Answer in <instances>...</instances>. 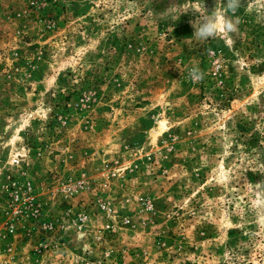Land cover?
I'll list each match as a JSON object with an SVG mask.
<instances>
[{"label": "rangeland", "instance_id": "obj_1", "mask_svg": "<svg viewBox=\"0 0 264 264\" xmlns=\"http://www.w3.org/2000/svg\"><path fill=\"white\" fill-rule=\"evenodd\" d=\"M225 5L0 0V264H264V0L196 39Z\"/></svg>", "mask_w": 264, "mask_h": 264}, {"label": "clouds", "instance_id": "obj_2", "mask_svg": "<svg viewBox=\"0 0 264 264\" xmlns=\"http://www.w3.org/2000/svg\"><path fill=\"white\" fill-rule=\"evenodd\" d=\"M243 0H226L223 9L216 7L205 14L201 15L199 21H191L195 31L194 36L201 41H207L215 38L219 33H233L238 29L240 17L236 15L242 6ZM231 13V15H228ZM206 73L199 67L193 65L189 70V78L193 82H201Z\"/></svg>", "mask_w": 264, "mask_h": 264}, {"label": "built area", "instance_id": "obj_3", "mask_svg": "<svg viewBox=\"0 0 264 264\" xmlns=\"http://www.w3.org/2000/svg\"><path fill=\"white\" fill-rule=\"evenodd\" d=\"M13 163L15 164V165H18V163H19V160L17 159V158H14L13 159ZM13 186H15V184L13 183ZM20 195L19 194H17V193H14L13 194V198L11 199V200H13V202H17V201H19L20 200Z\"/></svg>", "mask_w": 264, "mask_h": 264}]
</instances>
